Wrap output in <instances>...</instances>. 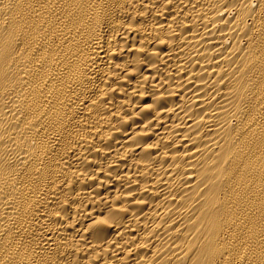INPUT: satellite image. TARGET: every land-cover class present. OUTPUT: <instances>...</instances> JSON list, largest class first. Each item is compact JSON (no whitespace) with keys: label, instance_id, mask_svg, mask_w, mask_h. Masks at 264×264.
I'll use <instances>...</instances> for the list:
<instances>
[{"label":"bare ground","instance_id":"6f19581e","mask_svg":"<svg viewBox=\"0 0 264 264\" xmlns=\"http://www.w3.org/2000/svg\"><path fill=\"white\" fill-rule=\"evenodd\" d=\"M0 264H264V0H0Z\"/></svg>","mask_w":264,"mask_h":264}]
</instances>
